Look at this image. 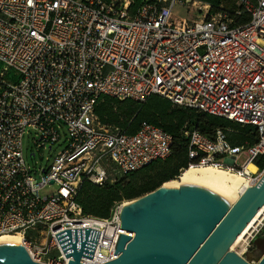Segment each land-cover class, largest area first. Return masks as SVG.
Wrapping results in <instances>:
<instances>
[{"label":"built area","instance_id":"built-area-1","mask_svg":"<svg viewBox=\"0 0 264 264\" xmlns=\"http://www.w3.org/2000/svg\"><path fill=\"white\" fill-rule=\"evenodd\" d=\"M189 2L0 0V236L19 235L34 262L67 264L54 235L79 229L98 231L91 259L79 263L116 259L119 234L134 237L121 229L126 205L113 202L107 218L86 216L79 186L110 185L171 156L173 139L160 127L141 122L128 135L99 125L101 97L140 104L157 95L248 128L250 142L233 145L231 128L208 138L184 125L186 167L226 169L249 187L264 174L246 169L264 157V0L218 5L201 20L179 14ZM27 131L39 152L62 136L66 147L47 168L31 169L22 159ZM47 185L57 191L40 196Z\"/></svg>","mask_w":264,"mask_h":264},{"label":"water","instance_id":"water-1","mask_svg":"<svg viewBox=\"0 0 264 264\" xmlns=\"http://www.w3.org/2000/svg\"><path fill=\"white\" fill-rule=\"evenodd\" d=\"M162 184V183H161ZM129 201L122 209L121 229L114 248L118 257L105 264H249L229 250L240 232L264 205V174L228 207L208 191L161 187ZM98 231L63 230L55 234L62 253L81 264L91 259ZM0 264H39L19 245H0ZM264 264V254L256 262Z\"/></svg>","mask_w":264,"mask_h":264},{"label":"trees","instance_id":"trees-1","mask_svg":"<svg viewBox=\"0 0 264 264\" xmlns=\"http://www.w3.org/2000/svg\"><path fill=\"white\" fill-rule=\"evenodd\" d=\"M196 1L208 4L211 9H217L219 3V0ZM101 98L106 99V101L97 108L96 105ZM101 98L94 106V113L101 125L115 127L125 134L132 135L139 130L140 123L145 122L152 126L162 128L171 136L173 139L171 156L174 157L176 155L177 158H182V163L175 168V173L172 178L177 175V169L186 168L187 144L179 136L180 130L186 124H191L201 135H205L208 138L212 137V133L216 129L231 128L237 131L234 136L229 138L233 145L242 144L245 141L250 142V129L240 128L238 125L231 124L222 118L219 119L205 113L201 114L194 110L171 106L165 99L157 95L147 98L145 102L140 104L130 100L119 102L109 97ZM124 104L126 105V109L121 110L120 107ZM153 164L149 166H153ZM253 165L258 169H263L264 157H259L254 160ZM147 168L149 167L147 166ZM145 169H141L136 173L126 176L124 179L102 187L92 186L87 182H82L78 188L76 203L81 205L82 213L86 216L107 218L113 202L140 196V192H133L130 185L126 183L128 178L135 176ZM153 190H148L146 193Z\"/></svg>","mask_w":264,"mask_h":264},{"label":"rangeland","instance_id":"rangeland-1","mask_svg":"<svg viewBox=\"0 0 264 264\" xmlns=\"http://www.w3.org/2000/svg\"><path fill=\"white\" fill-rule=\"evenodd\" d=\"M234 4V0H219L218 5L222 7H232ZM208 4L203 2H198L196 0H190L189 3L185 4L182 8H178V12L181 16H186L188 19H197L201 20L204 17L206 12L216 13L219 9H211L210 6L208 8ZM113 107L117 109L114 105ZM121 110L126 109V105L120 107ZM34 137V133L32 131H27L24 133L21 139L22 143V159H24L25 164L31 169H45L47 168L55 159V157L61 154V151L66 147V142L63 141V136L60 139V143L53 146L51 149L48 147L45 150L37 151L32 139ZM63 141V142H62ZM177 158L176 155L173 157ZM246 157L244 155H240L237 158L236 164L241 165L245 161ZM181 169V168H180ZM176 178L180 174V170L177 169ZM163 171L157 170L155 173H148L145 171H141L137 173L135 176L128 178L127 183L132 188L133 192L139 193L140 196L134 197L131 199H122L124 203L135 200L137 198L142 197V195L146 194V191L155 188L162 181L172 180L173 173H169L167 179L163 180V178H159V175L162 174ZM35 179L37 181L40 180V174L35 175ZM57 191V187L55 185H47L46 188L40 191V196H48ZM143 191V192H142ZM142 192V193H141ZM249 234L246 238H251L248 246L246 247V251H241L238 247H235L232 252L236 253L239 257H242L248 263L256 264V262L262 257L264 254V213L258 222L255 223L254 227L248 232ZM245 240V238H244ZM247 242V241H246Z\"/></svg>","mask_w":264,"mask_h":264},{"label":"bare ground","instance_id":"bare-ground-1","mask_svg":"<svg viewBox=\"0 0 264 264\" xmlns=\"http://www.w3.org/2000/svg\"><path fill=\"white\" fill-rule=\"evenodd\" d=\"M247 173L254 175L257 172L256 166L252 164L246 165ZM180 174L168 181L161 184L166 190L179 189V186L195 187L208 191L216 196L221 201H224L228 207L234 205L240 194L250 185H248L246 178L235 175L226 169H214L211 166L195 167L181 169ZM129 204V201L124 203ZM264 213V205L255 214L254 218L249 224L240 232L236 240L231 244L229 250L232 252L235 247L246 251L247 242L244 238L249 234L248 232L254 227L255 223L261 218ZM1 244L19 245L23 247L22 239L17 234H3L0 236ZM236 254V253H235Z\"/></svg>","mask_w":264,"mask_h":264},{"label":"flooded vegetation","instance_id":"flooded-vegetation-1","mask_svg":"<svg viewBox=\"0 0 264 264\" xmlns=\"http://www.w3.org/2000/svg\"><path fill=\"white\" fill-rule=\"evenodd\" d=\"M182 163V158H173L172 156H170L168 159H166L163 162L157 163V164H153V166H148L149 168L145 167L143 169H145V172L148 173H155L157 172V170H161L163 171L161 175H159V178H163V180L167 179L169 176V173H173V171L175 170V168H177V166H179ZM164 181H162L163 183ZM161 183H159L157 186H155V188H153L154 190L158 188V186Z\"/></svg>","mask_w":264,"mask_h":264},{"label":"crops","instance_id":"crops-1","mask_svg":"<svg viewBox=\"0 0 264 264\" xmlns=\"http://www.w3.org/2000/svg\"><path fill=\"white\" fill-rule=\"evenodd\" d=\"M105 101H106V99L101 98V99L99 100V102L97 103L96 107H97V108L100 107L101 105L104 104ZM94 115H95V113H94ZM95 117H96V115H95ZM96 118H97V117H96ZM97 120H98V119H97ZM98 123H99V121H98ZM99 125H101V124L99 123ZM101 126L104 127V128H108V127H105V126H103V125H101Z\"/></svg>","mask_w":264,"mask_h":264}]
</instances>
